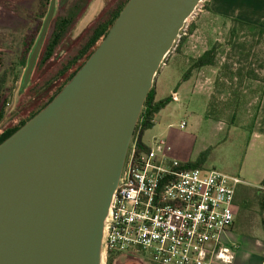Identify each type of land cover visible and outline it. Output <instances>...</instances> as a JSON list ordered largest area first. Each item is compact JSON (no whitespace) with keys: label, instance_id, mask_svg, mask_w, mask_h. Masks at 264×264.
I'll return each instance as SVG.
<instances>
[{"label":"water","instance_id":"95a60500","mask_svg":"<svg viewBox=\"0 0 264 264\" xmlns=\"http://www.w3.org/2000/svg\"><path fill=\"white\" fill-rule=\"evenodd\" d=\"M202 0H128L48 105L0 144V264H104L103 230L160 64ZM27 59V86L55 15Z\"/></svg>","mask_w":264,"mask_h":264},{"label":"rangeland","instance_id":"374dc122","mask_svg":"<svg viewBox=\"0 0 264 264\" xmlns=\"http://www.w3.org/2000/svg\"><path fill=\"white\" fill-rule=\"evenodd\" d=\"M119 1L87 0L81 16L67 31L52 59L40 65L43 43L31 78L22 89L25 68L18 61L23 41L40 23L39 0H0V112H5L0 120V132L16 125L37 106L42 97L28 90H37L42 82L54 77L89 28ZM55 3L54 16H58L77 4V0H55ZM206 3L201 4L188 24L195 25L192 35L170 53L166 67L159 70L154 81L158 100L171 97L173 92H178L179 100L171 101L155 115L154 126L144 132L142 140L149 145L153 139L163 140L173 149L172 157L181 163L192 162L207 152L204 170H217L241 180L235 196L232 231L239 242L235 244V250L239 247L236 264H243L240 259L248 253L249 243L264 252V211L260 207L264 200V191L260 190L264 175V135L252 136L251 128L262 91V85L253 79V74L259 78L264 75V35L257 37L242 32L231 37V24L207 14ZM213 45H218L217 63L213 67L192 70L191 81L185 89L188 91H183L180 85L191 63L201 51ZM181 124H184L183 129ZM256 261L253 255L247 264H257ZM112 264L154 263L149 258L127 254L116 255Z\"/></svg>","mask_w":264,"mask_h":264},{"label":"built area","instance_id":"2783aa9c","mask_svg":"<svg viewBox=\"0 0 264 264\" xmlns=\"http://www.w3.org/2000/svg\"><path fill=\"white\" fill-rule=\"evenodd\" d=\"M207 1L202 0L188 19L172 52ZM168 56L160 69L166 67ZM178 100L173 92L171 101ZM140 134L138 129L131 137L108 210L102 244L105 263L111 254H134L155 264H232L236 246L229 243V231L241 180L217 170H183L184 163L172 157L169 144L154 139L145 145ZM139 139L144 148L138 146Z\"/></svg>","mask_w":264,"mask_h":264},{"label":"trees","instance_id":"16d2710c","mask_svg":"<svg viewBox=\"0 0 264 264\" xmlns=\"http://www.w3.org/2000/svg\"><path fill=\"white\" fill-rule=\"evenodd\" d=\"M53 0H39V4L37 5L38 15L37 17L40 19V23H37L35 29L31 32V35H28L27 38L22 43V52L20 54L19 58V64L23 68L26 67L27 59L31 53L32 47L34 45L35 36L38 35L39 30L42 26L41 20H44L49 6L51 5V2ZM128 0H120L112 9L107 10L105 15L96 22V24L92 25L88 32L84 35L81 42L78 43L77 47L75 48L74 52L66 58L61 64L60 69L56 73V75L52 78L47 79L46 81L42 82L39 86L33 89H29L28 91L30 93H36L37 96L42 97L37 106L35 105L32 110L25 115L23 119H21L16 125L8 128L5 132H3L0 135V144H2L8 137H10L14 132L18 131L21 127L25 125V123L32 118L34 115L41 112L48 103L53 99V97H56L60 91L63 89V87L72 79L77 71L83 66L85 61L89 59V57L94 53V51L97 49L98 45L102 42V40L107 35L110 27L114 24L115 20L117 19L119 13L125 7ZM87 0H77V4H73L65 11H61V13L58 16H54L47 32L46 40L44 42V48L42 51V57L39 61L40 65H44L46 62L52 59L54 52L56 51L58 45L60 42H62L63 38L65 37L67 31L70 29V27L77 22L79 17L82 14V10L86 6ZM208 3L205 4L204 10L207 11ZM229 23L231 24L229 28V34L231 37H236L238 34L242 32H249L253 36L262 37L264 35V29L258 27L257 25L241 22L237 19H229ZM195 25L191 24L188 26L187 35H182L180 38L179 46L183 45L186 40L187 36H190L194 31ZM217 46L213 45L208 49L206 52L201 54L197 59H195L187 72L184 75L183 80H187V78L190 76V72L195 69H203L207 67H213L217 63ZM176 47V48H177ZM1 62V59H0ZM264 70V65H263ZM239 75V74H238ZM253 79L256 81H259L262 85V91H261V98L264 93V75L262 78L256 77L255 74H253ZM38 98V97H37ZM155 89L152 88L148 94L147 99H145L143 108L140 114V117H138L137 124L135 127L134 134L138 129H140V135H143L144 132L151 129L154 126L153 118L156 114H158L162 109H165L166 106L171 102V97H168L166 99H161L159 101H155ZM259 103L256 107V112L254 114L251 128L253 127L254 121L257 119V113H258ZM5 114L4 110H1L0 112V120L3 118V115ZM138 146L140 148H144V145L141 143L140 139L138 142ZM207 155V152L199 155L194 161L192 162H186L182 165L183 170H190L199 168L202 169L204 163H205V157ZM260 190L264 191V178L262 179L260 183ZM261 210L264 211V200L261 202ZM264 223V221H263ZM114 254H111L106 264H112L115 259ZM155 264V263H154ZM263 264H264V258H263Z\"/></svg>","mask_w":264,"mask_h":264},{"label":"crops","instance_id":"0c3cea01","mask_svg":"<svg viewBox=\"0 0 264 264\" xmlns=\"http://www.w3.org/2000/svg\"><path fill=\"white\" fill-rule=\"evenodd\" d=\"M208 8L209 9L205 11L207 14H210L217 18H221V20L223 21L229 22V19H237L241 22L257 25L258 27L264 29V0H210L208 4ZM207 50L208 49H204L203 51H201L202 54L206 52ZM200 55L201 54H198V57ZM190 79L191 77L189 76L187 80L181 82L180 86L183 87V91L185 92L188 91L185 89H186V85L191 81ZM175 93L178 94V92H175ZM178 98H179V95H178ZM154 100L159 101L157 98L156 92H155ZM261 134L264 135V93L261 98V101L259 102L257 119L254 121L252 136L258 137ZM145 145H149V144L145 143ZM263 178H264V175L261 178L260 183ZM234 225L232 229H230L229 231V236L232 242L234 244H237L239 243L238 238L234 235L232 231L234 229ZM248 246H250V248H248L249 250L248 253L243 254V257L240 259L243 262V264L249 263L253 255L256 256L257 264H263L264 252L258 249L259 246L255 244H253L252 246L250 245V243L248 244ZM238 248L236 249L237 251H238ZM238 261H239V257L237 255V257H235V260L232 264H236Z\"/></svg>","mask_w":264,"mask_h":264},{"label":"flooded vegetation","instance_id":"af4514ba","mask_svg":"<svg viewBox=\"0 0 264 264\" xmlns=\"http://www.w3.org/2000/svg\"><path fill=\"white\" fill-rule=\"evenodd\" d=\"M6 130H7V129H6ZM6 130H4V131L0 132V135H1L3 132H5Z\"/></svg>","mask_w":264,"mask_h":264}]
</instances>
